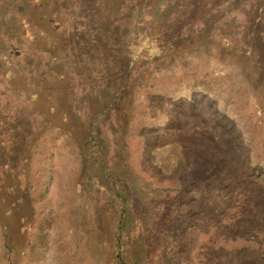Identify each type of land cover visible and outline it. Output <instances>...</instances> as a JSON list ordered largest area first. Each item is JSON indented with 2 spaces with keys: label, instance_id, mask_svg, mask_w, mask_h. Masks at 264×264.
Wrapping results in <instances>:
<instances>
[{
  "label": "trees",
  "instance_id": "1",
  "mask_svg": "<svg viewBox=\"0 0 264 264\" xmlns=\"http://www.w3.org/2000/svg\"><path fill=\"white\" fill-rule=\"evenodd\" d=\"M243 1L224 0L210 8L209 0H0V137L6 128L22 137L23 160L30 162L32 156L25 150L34 149L45 134L41 130L47 116L37 108L41 87L72 78L75 92L63 102L62 113L66 121L79 122L78 136H70L79 149L84 175L79 187L111 222L112 264H179V251L170 248L180 246L182 232L177 223L171 224L172 216L185 213L190 227L200 211L199 197L211 212V194L224 203L225 192L250 186L248 180L236 179L238 172L213 144L193 147L194 152L186 145L166 151L172 160L167 167L159 164L157 145L151 158L152 182H131L109 167L116 157L113 144L121 148L116 142L123 132L121 110L127 91L159 53L197 42L208 50L219 46L247 59L253 66V82L264 86V0H249L246 5ZM58 91L51 90L52 100ZM170 122L140 128L139 142L169 136ZM178 130L182 143L183 123ZM5 167L18 169L13 161ZM207 176L216 184L212 190L200 186ZM10 188L18 191L16 184ZM165 193L176 195L171 211L157 200ZM152 226L159 229L156 242L147 241ZM133 244L137 260L131 255Z\"/></svg>",
  "mask_w": 264,
  "mask_h": 264
},
{
  "label": "rangeland",
  "instance_id": "2",
  "mask_svg": "<svg viewBox=\"0 0 264 264\" xmlns=\"http://www.w3.org/2000/svg\"><path fill=\"white\" fill-rule=\"evenodd\" d=\"M223 2L209 0L208 6ZM42 24L58 34L52 24ZM201 45L159 53L142 70L144 77L132 81L121 110L123 132L116 142L121 148L113 144L116 157L109 167L139 184L151 181V158L157 145L162 167L172 161L166 151L181 150L178 146H190L193 152L207 144L221 148L226 163L238 172L236 179H246L250 186L225 192L224 203L210 191L211 212L204 197H199L200 211L190 227L185 213L170 216L171 224L177 223L182 232L180 246L170 249L179 251V264H264V86L253 82V66L247 59L219 46L208 50ZM17 84L22 81L17 79ZM54 87L59 91L52 100ZM75 88L70 77L41 87L37 108L47 116L41 130L45 134L34 149L25 150L32 156L30 162L23 160L22 137L8 128L0 137V264L113 263L111 222L79 187L84 175L79 149L70 137L78 136L79 122L66 121L62 113L63 102L70 100ZM169 121L173 127L169 136L139 142L140 128ZM180 123L184 125L182 143ZM257 158L261 160L253 164ZM8 161L18 166L16 172L6 169ZM207 177L200 186L212 190L216 184ZM13 184L17 192L10 188ZM192 192L200 196V191ZM175 196L165 193L157 200L171 211ZM149 228L147 241L156 242L159 229ZM132 251L137 260L136 244Z\"/></svg>",
  "mask_w": 264,
  "mask_h": 264
}]
</instances>
